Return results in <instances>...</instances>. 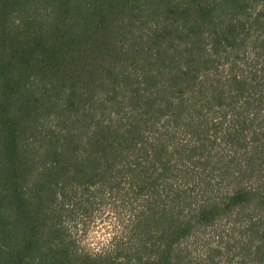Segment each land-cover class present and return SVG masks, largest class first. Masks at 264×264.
I'll use <instances>...</instances> for the list:
<instances>
[{
    "label": "trees",
    "instance_id": "trees-1",
    "mask_svg": "<svg viewBox=\"0 0 264 264\" xmlns=\"http://www.w3.org/2000/svg\"><path fill=\"white\" fill-rule=\"evenodd\" d=\"M0 264H264V0H0Z\"/></svg>",
    "mask_w": 264,
    "mask_h": 264
},
{
    "label": "clouds",
    "instance_id": "clouds-1",
    "mask_svg": "<svg viewBox=\"0 0 264 264\" xmlns=\"http://www.w3.org/2000/svg\"><path fill=\"white\" fill-rule=\"evenodd\" d=\"M112 236L107 234L103 228H91L86 237L80 241V245L89 251L96 253L101 252L104 248L108 247L111 243Z\"/></svg>",
    "mask_w": 264,
    "mask_h": 264
},
{
    "label": "rangeland",
    "instance_id": "rangeland-1",
    "mask_svg": "<svg viewBox=\"0 0 264 264\" xmlns=\"http://www.w3.org/2000/svg\"><path fill=\"white\" fill-rule=\"evenodd\" d=\"M106 218V220L103 222L102 220H99V222H97L95 225H94V227L93 228H95V229H101V228H103V230L107 233V229L109 228V227H111L109 224V222H108V220L107 219H110V217L109 216H105ZM103 222V223H102ZM90 230V229H89ZM88 230V231H89ZM87 234H88V232L84 235V237H86L87 236ZM108 234V233H107ZM83 237V238H84Z\"/></svg>",
    "mask_w": 264,
    "mask_h": 264
}]
</instances>
